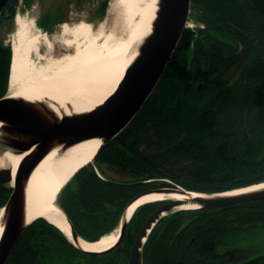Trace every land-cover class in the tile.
Listing matches in <instances>:
<instances>
[{
  "label": "trees",
  "instance_id": "obj_1",
  "mask_svg": "<svg viewBox=\"0 0 264 264\" xmlns=\"http://www.w3.org/2000/svg\"><path fill=\"white\" fill-rule=\"evenodd\" d=\"M18 1L6 4L0 24L14 28ZM107 1L101 0V18ZM236 1L192 0L204 27L184 29L135 118L57 195L79 237L91 241L110 231L131 198L154 185L216 192L264 181V59L256 46L239 49L243 28ZM253 1L264 16V0ZM11 54L10 43L0 39V97L7 92ZM102 165L121 178L108 176ZM248 203L264 205V198L242 204ZM259 214L254 220H264V209ZM54 229L69 248L63 256L79 260L83 251Z\"/></svg>",
  "mask_w": 264,
  "mask_h": 264
},
{
  "label": "bare ground",
  "instance_id": "obj_2",
  "mask_svg": "<svg viewBox=\"0 0 264 264\" xmlns=\"http://www.w3.org/2000/svg\"><path fill=\"white\" fill-rule=\"evenodd\" d=\"M106 15L99 24L80 20L60 24L55 35L45 34L28 13H17L11 39L8 95L50 100L58 111H84L103 102L122 78L135 56L137 43L148 33L155 14L156 0H109ZM99 139L75 144L63 154L55 149L34 169L26 190V218L44 217L69 238L70 227L63 210L56 204L57 194L79 168L97 153ZM21 156L5 152L0 168L14 171ZM264 187V183L237 188L221 195H237ZM196 194H192L195 196ZM172 198L185 200L177 209L195 208L187 193L142 195L126 209L127 218L143 203ZM2 210L0 209V214ZM0 223V234L2 232ZM119 226L97 241L80 237L86 251H102L117 240Z\"/></svg>",
  "mask_w": 264,
  "mask_h": 264
},
{
  "label": "water",
  "instance_id": "obj_3",
  "mask_svg": "<svg viewBox=\"0 0 264 264\" xmlns=\"http://www.w3.org/2000/svg\"><path fill=\"white\" fill-rule=\"evenodd\" d=\"M8 1L0 0V13L5 9ZM190 4L191 0H156L155 14L151 20L150 30L137 43L135 56L127 64L122 78L116 84L114 91L106 96L103 102L96 104L91 109L77 111L67 106L68 112L58 111L52 106H56L53 101L30 100L22 96L8 95V91L0 97V157L5 152L21 156L14 171L8 167L0 168V177L5 175L0 178V183L9 182L13 187L9 199L0 208L2 210L0 214L2 226L0 264L6 263V258L16 243V239L32 222L27 221L26 218V190L34 169L55 149L58 153L63 154L66 149L89 139L100 140L98 152L102 145L115 138L128 126L158 85L157 83L167 66V61L173 54L178 39L184 31ZM121 149L127 154L124 148ZM259 183H264V181L237 188ZM66 185L67 181L64 186ZM237 188L205 193L176 187L145 190L128 202L122 213L120 225L123 230L129 219L126 209L133 201L146 194L185 192L188 196L186 201L197 204L195 208H185L188 210L226 207L264 198V187L237 193V195H221L231 190H237ZM192 194L196 195L192 196ZM167 199H169L168 203L157 208L145 220L136 241L137 246H140L141 239L145 237L146 232L160 215L176 209V206L185 201ZM66 220L70 227L68 239L75 247L81 248L79 246L80 237L77 236L68 218ZM91 252L96 253L95 251Z\"/></svg>",
  "mask_w": 264,
  "mask_h": 264
},
{
  "label": "flooded vegetation",
  "instance_id": "obj_4",
  "mask_svg": "<svg viewBox=\"0 0 264 264\" xmlns=\"http://www.w3.org/2000/svg\"><path fill=\"white\" fill-rule=\"evenodd\" d=\"M20 2L19 0L18 4ZM236 2L243 28L240 31L242 40L239 49L256 46L260 48L259 57L264 59V16L253 0H237ZM100 4L101 0L91 16L99 21L101 20ZM191 8L197 14L198 10L192 7V0L190 10ZM62 11L63 2L48 8L45 6L40 16L36 18L35 25L47 35L57 34L61 26L60 22L64 20ZM20 13H23L21 8ZM195 15L194 18H190L194 25L188 28L196 33L198 27H204V23L196 20ZM99 175L103 177L102 174ZM3 176L5 175L0 178ZM163 187L180 188L173 183L172 185H154L141 192ZM12 191L13 187L9 182L0 183V208L7 202ZM168 202L169 199L163 198V200L138 206L122 230L120 221L124 209L116 226L111 229L119 226L117 240L110 248L95 251L96 253L75 247L59 227L40 217L51 226L41 224L39 219L35 221V224L27 225L10 249L5 264H264V220H254L259 213L263 212L262 204L238 203L226 207L195 209V211L164 212L141 239L140 246H137L136 241L145 220L153 214V211ZM56 204L60 206L58 200ZM60 208L70 221L62 206ZM134 214L136 216L133 218ZM71 226L73 227L72 223ZM54 228L59 229L74 248L83 251L78 257L79 260L76 261L72 255L63 256L65 251L69 252V248L66 249L67 247L58 241ZM73 228L75 230V227ZM77 236L79 237L78 234ZM59 243L62 246L61 249H59ZM14 247H17L16 251H12ZM59 253L62 255L60 256Z\"/></svg>",
  "mask_w": 264,
  "mask_h": 264
},
{
  "label": "rangeland",
  "instance_id": "obj_5",
  "mask_svg": "<svg viewBox=\"0 0 264 264\" xmlns=\"http://www.w3.org/2000/svg\"><path fill=\"white\" fill-rule=\"evenodd\" d=\"M10 1V0H9ZM8 1V2H9ZM20 4H18V7L21 8V12L28 13L33 18H36L40 16V13H42L43 9H45V6L51 7L54 4H58L59 2H63V14H64V20L60 22L72 24L75 22H78L80 20L92 22L94 26H97L99 24V19H94L91 17L93 14V10L96 8L98 2L100 0H33L30 6L24 7L22 4V0H20ZM7 2V3H8ZM25 8V9H24ZM196 14V12L191 8L189 15H188V25H194L193 20L190 18L193 17ZM201 25V24H200ZM13 29H10L8 27L4 26V23L0 24V39L3 40L4 43H10L11 44V37L13 33ZM60 31V27L58 28V32ZM91 163H93L91 161ZM104 171L107 173L108 176L119 180L121 178V175L114 172L111 168L102 165ZM96 168V167H95ZM97 170V168H96ZM99 172V171H98ZM101 174V173H100ZM58 200V197H57ZM177 209V208H176ZM175 210V209H174ZM172 210V211H174Z\"/></svg>",
  "mask_w": 264,
  "mask_h": 264
}]
</instances>
